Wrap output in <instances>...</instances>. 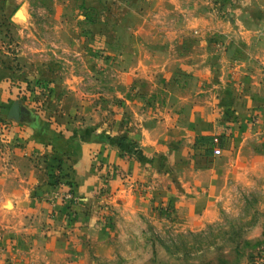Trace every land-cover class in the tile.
Here are the masks:
<instances>
[{"label":"rangeland","instance_id":"rangeland-1","mask_svg":"<svg viewBox=\"0 0 264 264\" xmlns=\"http://www.w3.org/2000/svg\"><path fill=\"white\" fill-rule=\"evenodd\" d=\"M247 1L0 0V76L17 97L58 127L131 137L140 155L120 209L102 185L88 211L108 234L31 264H264V46L240 32Z\"/></svg>","mask_w":264,"mask_h":264},{"label":"crops","instance_id":"crops-1","mask_svg":"<svg viewBox=\"0 0 264 264\" xmlns=\"http://www.w3.org/2000/svg\"><path fill=\"white\" fill-rule=\"evenodd\" d=\"M21 8L18 4L11 18L23 17ZM238 9L246 14L244 20L238 16L244 28L242 36L256 43L257 49L262 48L264 0H248ZM256 57L263 58L264 52ZM14 82L11 77L0 76V116L10 141L0 148V230L7 234L4 238L16 237L12 264L38 260L53 263L67 249L77 250L81 244L96 241L99 234L103 238L108 234L109 224L96 226L95 215L88 211L98 204L102 185L120 209L130 194L129 185L142 177L140 155L132 157L131 137L116 138L96 126L52 124L44 114L34 112L29 101L17 97L20 88ZM58 159L68 167L79 202L70 209V215L61 202L52 207L47 199ZM28 252L33 253L30 259L24 258Z\"/></svg>","mask_w":264,"mask_h":264},{"label":"trees","instance_id":"trees-1","mask_svg":"<svg viewBox=\"0 0 264 264\" xmlns=\"http://www.w3.org/2000/svg\"><path fill=\"white\" fill-rule=\"evenodd\" d=\"M64 160H57V171L54 174L53 184L58 186L64 184L68 186L70 192L75 197V184L72 179L69 177L68 167L64 164ZM67 214L70 213V205H65Z\"/></svg>","mask_w":264,"mask_h":264},{"label":"built area","instance_id":"built-area-1","mask_svg":"<svg viewBox=\"0 0 264 264\" xmlns=\"http://www.w3.org/2000/svg\"><path fill=\"white\" fill-rule=\"evenodd\" d=\"M220 148H216L214 149V153L215 154H220ZM61 187H67L65 190L61 191V195H60V202L61 204L65 205H70V209L73 203H75L76 198L72 195V193L70 192L68 186L61 184ZM59 193V192H58Z\"/></svg>","mask_w":264,"mask_h":264}]
</instances>
